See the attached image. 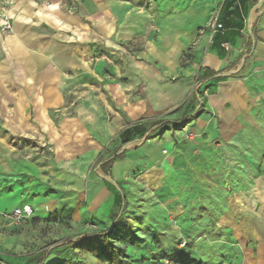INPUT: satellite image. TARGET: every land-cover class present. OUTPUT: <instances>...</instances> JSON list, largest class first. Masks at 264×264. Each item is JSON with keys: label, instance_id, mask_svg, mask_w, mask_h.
<instances>
[{"label": "rangeland", "instance_id": "1", "mask_svg": "<svg viewBox=\"0 0 264 264\" xmlns=\"http://www.w3.org/2000/svg\"><path fill=\"white\" fill-rule=\"evenodd\" d=\"M32 1L47 9L36 33L74 69L61 90L31 96L53 108L43 119L26 111V127L16 128L13 90H0V264H264V222L189 206L192 177L177 163L175 127L191 134L209 86L191 70L188 18L212 0ZM214 6L198 31L216 12L242 27L252 10L238 21ZM138 123L145 136L124 145L119 133ZM165 139L171 147L153 148ZM119 156L116 182L107 166ZM22 207L31 214L17 220Z\"/></svg>", "mask_w": 264, "mask_h": 264}, {"label": "crops", "instance_id": "2", "mask_svg": "<svg viewBox=\"0 0 264 264\" xmlns=\"http://www.w3.org/2000/svg\"><path fill=\"white\" fill-rule=\"evenodd\" d=\"M219 1L228 13L235 8L240 11L237 3L226 8L232 0H226L225 5V0H212L210 8L196 16L199 19L188 18L191 35L187 43L193 45L194 56L191 70L202 71L209 91L203 108L190 123V138L183 139L185 131L173 134L181 152L177 163L184 164L181 175L187 172L192 177L186 196L189 206H204L213 213L220 210L212 207L223 208L224 222L235 218L243 222L245 212L253 213L256 222L261 223L264 210L256 213L254 209L264 208V6L258 8L264 0L248 5L247 9L252 10L242 27L230 24L210 40L207 30L198 31L199 24L206 23ZM1 4L11 17L12 32L0 33V90H13L9 94L16 100V128H21L27 126L25 112L29 109L43 119L47 109L53 108L47 97L38 101L31 96L61 90L63 79L74 67L67 54L62 55L58 47L50 48L46 37L35 31L48 25L46 7L32 0H1ZM239 14L238 21L242 19ZM223 43L230 45L229 52L221 47ZM174 94L167 101L170 105L176 103ZM166 135L170 133L163 138ZM165 141L151 147L158 151L172 146ZM163 151L162 158L157 159L160 163L164 162ZM145 152L152 157L150 150ZM127 158L111 163L114 181L125 178Z\"/></svg>", "mask_w": 264, "mask_h": 264}, {"label": "trees", "instance_id": "3", "mask_svg": "<svg viewBox=\"0 0 264 264\" xmlns=\"http://www.w3.org/2000/svg\"><path fill=\"white\" fill-rule=\"evenodd\" d=\"M237 3L240 7V11L237 10V8H235L232 13H227L226 15H232L236 18L240 17V14L239 12H241V14L243 15L245 12H246V9L248 7V5L252 6L254 3H255V0H232L230 2H227L226 4V8H230L231 5ZM219 22L222 24V26L224 28H228L230 23H228V20L225 16H221V14H219ZM215 38V36L213 37ZM162 121H156L154 123V125H162ZM168 124V123H167ZM164 126V125H163ZM167 127V126H165ZM175 131H180L182 129L181 126H176L175 127ZM165 129V128H164ZM167 129H165L166 131ZM146 134V130L144 128V126L140 123L138 124H135V125H131V126H128L127 128L123 129L119 135H118V138L122 141V143L125 145L131 141H134L136 139H141L145 136ZM123 156H119L118 158L116 159H113L112 162H114L115 160H118V159H122ZM111 164L107 166V168L109 167L110 168ZM120 201V198L118 196H115V204H117L118 202Z\"/></svg>", "mask_w": 264, "mask_h": 264}, {"label": "built area", "instance_id": "4", "mask_svg": "<svg viewBox=\"0 0 264 264\" xmlns=\"http://www.w3.org/2000/svg\"><path fill=\"white\" fill-rule=\"evenodd\" d=\"M0 31L7 35L10 34L12 32V24L10 21V18H8L7 14H5L4 11V6L0 5ZM206 30L209 33V37L210 40L213 39L214 36H216L219 33L223 32V26L222 24L219 22V14L215 13L212 18L210 19V21L208 22L207 26H206ZM221 47L226 51L229 52L230 51V45L228 43H223L221 45ZM208 91L207 89L202 90L201 91V98H205L208 95ZM185 139H189L190 138V134H186L184 135ZM163 153H165V151H163ZM31 214V210L29 207H22L20 210H16L13 212V216L17 218V220H19L21 217H24L26 215H30Z\"/></svg>", "mask_w": 264, "mask_h": 264}]
</instances>
